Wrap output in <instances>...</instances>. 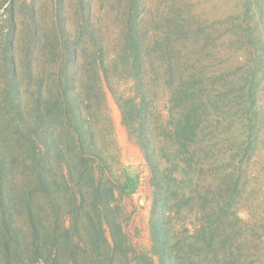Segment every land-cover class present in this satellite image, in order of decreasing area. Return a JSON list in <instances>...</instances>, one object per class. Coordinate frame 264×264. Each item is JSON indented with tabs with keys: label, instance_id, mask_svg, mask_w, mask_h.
<instances>
[{
	"label": "trees",
	"instance_id": "1",
	"mask_svg": "<svg viewBox=\"0 0 264 264\" xmlns=\"http://www.w3.org/2000/svg\"><path fill=\"white\" fill-rule=\"evenodd\" d=\"M17 5L0 0V264H254L260 237L244 239L236 208L264 53L242 79L209 76L211 35L180 10L150 18L147 0H77L74 20L68 0H51L50 19L36 0ZM107 92L150 173L146 253L124 206L139 175L115 171L113 132L99 128Z\"/></svg>",
	"mask_w": 264,
	"mask_h": 264
},
{
	"label": "rangeland",
	"instance_id": "2",
	"mask_svg": "<svg viewBox=\"0 0 264 264\" xmlns=\"http://www.w3.org/2000/svg\"><path fill=\"white\" fill-rule=\"evenodd\" d=\"M31 1L16 0V3L18 7H22ZM76 1L68 0L74 20H76L74 15ZM36 3L42 15L50 19L52 17L51 0H36ZM147 6L149 8L147 14L150 18L168 14L171 9L180 10V16L190 22L193 28L201 24L207 34L211 35L206 42L204 53L207 59L204 58L202 62L209 76L223 73L227 74L230 80L242 79L249 72L248 66L253 65L256 58L264 53V0H147ZM246 14L249 15V20ZM24 17L26 13L23 12L21 18ZM242 22L251 26V34L255 37L254 43H248L246 32L239 28ZM5 25L6 23L3 22L2 26L5 27ZM1 58L0 46V60ZM5 86L6 79L0 75V93ZM35 88V86H29L28 82L22 87L24 106L29 104L30 94L36 91ZM1 100L2 97H0ZM239 107L241 106L239 105L233 111L237 114V123L233 127L232 134L242 141L244 139L242 125L244 108L237 111ZM256 107L259 110L257 149L244 167L245 174L242 176L236 212L240 219V226L245 232L244 239L251 242L256 237L250 234L251 231L259 234L260 239H257L255 243L260 246V250L251 260L254 264H264V64L257 90ZM107 114L110 123L104 120L99 123V128L101 130L108 128L113 132L114 142L113 146H109V152L119 157V163L114 164L115 171H118L121 166L129 169L130 173L137 172L139 175L138 190L132 198L124 202V206L125 213L132 216L129 232L133 237L134 245L139 252L146 253L152 247L150 218L153 188L150 173L140 149L129 138L126 128L122 125L120 111L109 92H107Z\"/></svg>",
	"mask_w": 264,
	"mask_h": 264
}]
</instances>
